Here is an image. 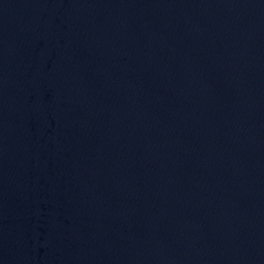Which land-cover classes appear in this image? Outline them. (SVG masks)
Wrapping results in <instances>:
<instances>
[{"label":"water","instance_id":"water-1","mask_svg":"<svg viewBox=\"0 0 264 264\" xmlns=\"http://www.w3.org/2000/svg\"><path fill=\"white\" fill-rule=\"evenodd\" d=\"M0 264H264V0H0Z\"/></svg>","mask_w":264,"mask_h":264}]
</instances>
